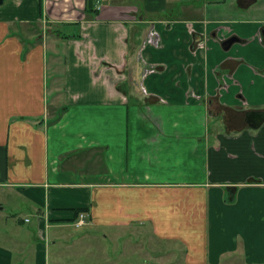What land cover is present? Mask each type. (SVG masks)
<instances>
[{"label":"crops","instance_id":"1","mask_svg":"<svg viewBox=\"0 0 264 264\" xmlns=\"http://www.w3.org/2000/svg\"><path fill=\"white\" fill-rule=\"evenodd\" d=\"M86 1L0 4V264H92L88 227L115 225L179 243L183 264H264V15L100 0L90 20ZM72 22L80 38L50 42Z\"/></svg>","mask_w":264,"mask_h":264},{"label":"rangeland","instance_id":"2","mask_svg":"<svg viewBox=\"0 0 264 264\" xmlns=\"http://www.w3.org/2000/svg\"><path fill=\"white\" fill-rule=\"evenodd\" d=\"M9 0H5V3H8ZM189 1V0H183ZM213 1V2H212ZM173 2V3H172ZM202 3H207V8L209 12V17L211 18V14L220 16V17H228V18H239L240 16H262L264 15V0H254L253 5L250 6L249 11L240 8V2L238 0H201ZM250 0L245 1L243 3H249ZM171 5L178 9L179 5L182 3L181 1L172 0ZM177 13L180 14H191L192 11L189 9H184V12L178 11ZM47 30V37L51 40L50 42H54V37L59 40H67L62 38L59 34L52 32L50 27L47 26L45 28ZM37 28H33L29 32H36ZM28 36V35H27ZM29 39H32L29 37ZM56 39V41H57ZM57 61V68L58 70L61 69V59L57 57L55 59ZM52 63V62H51ZM53 77V72L50 71L49 73V89L51 90V81ZM60 82H58V85ZM47 96L49 98V102L51 103L53 97L51 93L48 95V87H47ZM53 121L52 117L48 124H51ZM51 134L53 131L51 129ZM121 139H126V137L121 136ZM130 146L133 152L137 151L136 144L138 143L137 137L134 135L130 137ZM58 141L54 140V137L51 139L50 147L52 150L58 148ZM62 146H65L64 144ZM65 147H62V149ZM138 159L136 156L133 157V161L130 164L133 168L138 165L142 167L145 165L148 167V163L144 161H137ZM231 201L235 200L234 197L231 195ZM11 208H7L4 210L5 212H1L2 215H8V211ZM22 215L28 214L27 210L21 211ZM91 230L88 236L91 238H96V240L90 244L87 240H85L86 245L83 247L84 251L86 252L85 255H79L80 257H84L82 260L91 262L92 264H183L181 250H184L183 247L177 242H167L162 241L159 239H155L153 234L149 232L148 227L144 228V231L148 233L144 235V232L141 229H136L131 231L129 228H123L121 226H108V227H97V228H90ZM86 226L81 228L73 227L75 233H82L88 230ZM67 234V233H66ZM69 237V234H68ZM179 245V246H178ZM63 245L61 246V248ZM75 249H82L80 246L75 247ZM52 254L55 251L59 250V246L51 245ZM170 251V258L169 255H166V251ZM171 254V252H173ZM90 252V253H89ZM158 256V258L156 257ZM166 256V258H165ZM170 261V262H169Z\"/></svg>","mask_w":264,"mask_h":264},{"label":"trees","instance_id":"3","mask_svg":"<svg viewBox=\"0 0 264 264\" xmlns=\"http://www.w3.org/2000/svg\"><path fill=\"white\" fill-rule=\"evenodd\" d=\"M40 5L42 6V0H40ZM99 9L96 7V0H87L86 1V19H95L98 15ZM52 30L62 36L64 39L70 38H80V22H72V23H59L52 25ZM86 211V208L75 209V216H79L80 213Z\"/></svg>","mask_w":264,"mask_h":264},{"label":"water","instance_id":"4","mask_svg":"<svg viewBox=\"0 0 264 264\" xmlns=\"http://www.w3.org/2000/svg\"><path fill=\"white\" fill-rule=\"evenodd\" d=\"M3 1L4 0H0V4H2ZM263 34H264V31H263ZM237 40H238V38L236 36H232L228 39H225L223 41L222 45L225 49H228ZM250 114L253 115V116H251V122L253 125H260L263 122L264 113L255 111V112H252ZM248 115H249V113H248Z\"/></svg>","mask_w":264,"mask_h":264},{"label":"built area","instance_id":"5","mask_svg":"<svg viewBox=\"0 0 264 264\" xmlns=\"http://www.w3.org/2000/svg\"><path fill=\"white\" fill-rule=\"evenodd\" d=\"M96 7L100 8V0H96ZM84 221H85L84 220V213H80V219H79L78 223H83Z\"/></svg>","mask_w":264,"mask_h":264}]
</instances>
